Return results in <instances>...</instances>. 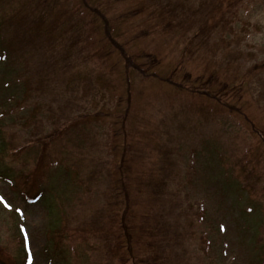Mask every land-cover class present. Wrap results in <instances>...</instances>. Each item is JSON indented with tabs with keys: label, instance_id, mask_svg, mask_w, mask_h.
Segmentation results:
<instances>
[{
	"label": "rangeland",
	"instance_id": "374dc122",
	"mask_svg": "<svg viewBox=\"0 0 264 264\" xmlns=\"http://www.w3.org/2000/svg\"><path fill=\"white\" fill-rule=\"evenodd\" d=\"M30 1L13 0L14 12L26 8L40 23L49 20L50 1L35 12ZM151 1L67 0L66 9L56 3L54 29L44 44H56L50 53L57 57H46V50L30 56L17 51L16 41L0 42L2 264L23 262V232L30 264H107L104 248L96 242L110 231L104 209L127 189L132 198L138 197L134 211L152 214L162 152L163 166L173 177L170 190L188 198L175 210L187 209L181 226L191 227L192 239L205 232L214 243L212 255L198 261L201 241H192V264H263L264 67L259 64L264 63V0H231L234 29L225 39L232 41L241 65L228 70L220 68L218 56L210 60L190 54L196 47L189 35L171 38L164 30L162 8ZM62 16L68 21L60 25ZM72 19L84 25L71 28ZM69 30L84 34L72 55V46L60 38ZM250 54L254 56L248 59ZM30 94L37 104L29 101L10 111L25 104L20 101ZM35 106L43 141L32 144V158L21 159L28 164L23 171L29 173L37 157L56 164L40 166L38 175H52L50 185L44 176L40 183L45 187L31 192L22 174H6L15 160L3 145L23 143L40 131L26 123ZM65 129L69 133L61 147L56 135ZM79 152L84 158L75 163ZM246 173L254 178L255 189H244ZM29 193L34 199L24 196ZM36 193L44 195L39 199ZM122 208H115L119 217ZM66 228L64 243L60 237ZM78 233L92 236L89 242L71 237ZM125 258L124 264H134L132 257Z\"/></svg>",
	"mask_w": 264,
	"mask_h": 264
},
{
	"label": "trees",
	"instance_id": "16d2710c",
	"mask_svg": "<svg viewBox=\"0 0 264 264\" xmlns=\"http://www.w3.org/2000/svg\"><path fill=\"white\" fill-rule=\"evenodd\" d=\"M48 1H50L49 9H46V11L48 12L47 16H49V20L40 23L34 13H27L28 11L26 8H19L17 12H14L13 0H0V42L9 45L8 42L16 41L18 44L16 47L17 51H29L31 52L30 56L38 53L40 50H46L48 52L46 57L50 55L57 57L58 55L53 52L50 53V51L56 47V44L51 46L45 45L44 39H47L48 33L53 32L54 20L51 15L55 13L56 3L57 6L60 5L63 9H66L67 0ZM178 1L179 0L151 1L162 8V16L166 18L164 30L169 32L171 38H184L185 35H189L188 39L191 41V44H194L196 47L194 48L195 51L192 52H196L198 57L204 59L205 55L206 59L209 58L210 60H214V58L218 56V60L221 63L219 66L224 70H228L232 68V66L233 68L239 67L241 65V59L237 51L231 46L232 41H227V39H225V36L234 29L230 22L231 14H233V2L231 0H197L199 4L195 6L193 0H182V3L175 7ZM46 3L47 0H36V2L33 0L29 2V8H32L35 12L40 10L42 5L45 6ZM34 4H36V6H34ZM84 5L89 8L90 11L103 18L97 8H91L85 2ZM63 18L64 16H62L57 23L61 25L62 20L67 23L68 20ZM70 23L71 28L84 25V21L79 19H72ZM83 36L84 34L82 33H75V35H72L69 30L60 38L72 46V55L75 51L77 52L80 49V40ZM212 40L214 43H212ZM9 49L14 51V47H10ZM68 50L70 51V49ZM253 56V54H250L247 58L251 59ZM60 62L61 61L57 63L60 64ZM259 66L263 68L264 63L259 64ZM55 68L56 67L53 69L55 70ZM66 68L67 65H64L62 70H66ZM40 70L42 71V75L44 73L46 74L44 61ZM255 72V69L251 70L252 74H255ZM37 83H39L38 80L31 84V90L36 87ZM36 91L39 92L38 89ZM34 98L35 96L30 94L27 100L20 101V103L25 102V104H20V106L17 105V107L11 108L10 111L16 112L18 107H26L29 101L37 104L36 98ZM37 106L41 107L40 105ZM37 106L32 109L33 112L26 123L28 127H35V129L38 127L40 131L31 134L33 138L23 143L8 142V145H3V151L6 152L9 150L8 153H10L15 160V166L9 169L6 174H22L26 178L25 183L31 192H35L38 186L45 187V182L40 183L44 176H49L50 185L52 175L45 171L38 175V171L41 169L40 166L44 169V166L56 164V161H48V158L42 160L40 157H37L36 159L39 158L37 161L32 159L34 165L33 169L30 170L29 173L26 171L24 173L23 171L28 167V164L24 163L21 159L27 156L32 158L35 148L32 144H39L43 141L40 137L43 131L42 128L38 126L41 122L38 117L40 114L35 112ZM6 117L4 116L3 119ZM68 133L69 131L67 129L58 131L56 138L57 141H60L61 147L66 145L65 140L67 139ZM51 140H54V138L52 137ZM46 147L47 146L41 149V154L46 151ZM78 156L79 158L75 160V163L80 162V159L82 160V158H84L82 152H79ZM163 158L164 155L162 152L159 179L154 191L155 199L153 200V204H155V209L152 214H143L134 211V208L138 205V203H136L138 197L132 198L127 194V189H122L123 195L114 198L112 201L113 203L110 202L105 207V218L111 220V224H107L110 231L104 234L100 240H96V242L98 241L102 244L101 246L104 248L103 252L106 253L107 264H114L117 261L118 264H124L126 262V255L127 257L133 258L134 264H192L190 260V245L192 241L199 239L201 241V246L198 252L201 255H196V259L199 261L203 257L212 255L214 243L207 233L203 232L192 239L193 231L191 227L183 228L181 226V217H188L187 209L183 207L181 213L179 211L175 212V210L182 205L183 201H188V198L183 197L180 192L170 190L169 183L173 177L168 170H165L166 167L163 166ZM63 160L68 161L66 158H63ZM244 170L246 171L247 167ZM253 181L254 178L246 174L244 180L246 186L244 189L248 186L255 189L256 185L251 184ZM128 183L129 179L125 177L124 185H126V188ZM148 186L150 188V184H148ZM29 194L25 196L29 198V196H31V194ZM37 195L43 196L44 193H36L35 196ZM32 199H34V197L28 200ZM119 205L123 206L121 217L115 213V208H119ZM119 220L121 222L120 227L117 225ZM199 222H201V219H199ZM88 228L89 226L84 230H88ZM67 230V228L62 230L61 234L64 235L60 237V240H66L67 236L65 235ZM95 230L96 228L92 226V231ZM51 232L55 233V230ZM76 232L77 231L74 230V233ZM120 232L123 235L121 241L119 240ZM90 236L92 235H84L82 233H78L75 236L71 235V237H80V241L86 238L84 242H89L88 239L90 238L87 239V237ZM75 245L77 246V243H75ZM27 261L28 258L25 256L23 262H19L18 264H25ZM202 261H204V264L207 263V260ZM262 263L264 264V261Z\"/></svg>",
	"mask_w": 264,
	"mask_h": 264
},
{
	"label": "snow or ice",
	"instance_id": "6c2138e0",
	"mask_svg": "<svg viewBox=\"0 0 264 264\" xmlns=\"http://www.w3.org/2000/svg\"><path fill=\"white\" fill-rule=\"evenodd\" d=\"M7 206V205H6Z\"/></svg>",
	"mask_w": 264,
	"mask_h": 264
}]
</instances>
